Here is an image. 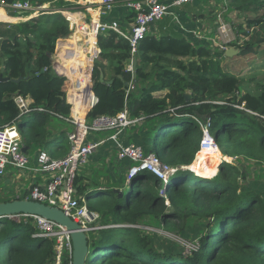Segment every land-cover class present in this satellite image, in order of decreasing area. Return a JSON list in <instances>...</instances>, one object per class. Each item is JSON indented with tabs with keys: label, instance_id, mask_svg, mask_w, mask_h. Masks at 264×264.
<instances>
[{
	"label": "trees",
	"instance_id": "1",
	"mask_svg": "<svg viewBox=\"0 0 264 264\" xmlns=\"http://www.w3.org/2000/svg\"><path fill=\"white\" fill-rule=\"evenodd\" d=\"M29 1L35 5L50 2L57 8L72 5L68 0ZM224 6L255 13V17L248 18L246 29L243 25L239 28L245 38L243 44L238 37L228 44L240 48V52H258L264 42V37L256 39L264 35V0H227ZM211 12L213 16L215 11ZM8 13L12 17L29 15L12 10ZM172 22L170 26L162 21L153 25L134 54L130 41L117 32L109 30L98 36L102 51L95 61L93 91L99 100L87 118L116 115L125 108L131 117H142L121 138L157 154L174 172L164 181L141 170L128 181L127 169L116 181L106 167L102 171L94 166L108 156L96 152L109 150L114 142L98 147L86 172L76 173L74 180L77 196H83L89 209L100 214L99 223L104 226L88 235L86 264H264V185L247 183L248 172L239 161L222 163L212 178L209 164L202 163L201 168L196 159L190 165L203 132L199 123L191 126L188 122L192 115L201 119L205 116L211 121L218 144L222 145L223 138L230 143V148L223 146L226 155L264 163V77L255 90L245 84L243 92L241 77L221 69L220 58L225 51L206 38L194 43L191 37L175 31ZM71 32L60 12L17 23L0 22V73L4 59V76L11 77L0 82V128L17 122L25 146L39 147L55 158L68 153L70 142L66 130L51 136L49 124L56 117L53 112L69 115L70 104L65 101L66 79L56 73L50 53H55L58 41ZM73 43L64 41L75 47ZM134 58L138 62L137 81L130 88L133 71L128 67ZM70 61L73 67L66 71L75 73L74 81L81 80L71 88L70 99L75 104L74 113L80 111L82 118L93 94L77 88L79 84L87 87L89 82L80 71L79 65L84 67L82 59ZM101 72L105 81L100 80ZM19 78L18 82L12 80ZM111 79L109 84L107 80ZM82 92L89 98L82 97ZM16 93L31 96L33 106L45 110L20 116L14 101ZM27 126L29 134L25 133ZM109 156L118 159L116 152ZM118 161L131 164L127 159ZM188 165L194 173L206 177L195 175ZM12 199L17 198L3 201ZM150 224L162 225L171 235L165 237L168 246L157 243V232L144 228ZM36 232L32 220L1 218L0 264H55L54 240L34 237ZM174 237L185 241L197 238L198 247L186 253L185 246ZM69 259L68 252H64L61 264H70Z\"/></svg>",
	"mask_w": 264,
	"mask_h": 264
},
{
	"label": "built area",
	"instance_id": "2",
	"mask_svg": "<svg viewBox=\"0 0 264 264\" xmlns=\"http://www.w3.org/2000/svg\"><path fill=\"white\" fill-rule=\"evenodd\" d=\"M72 3L71 6L76 5L73 11L72 7L57 8L52 7L51 3L33 4L29 0H15L8 2L7 0H0V8L12 10L15 12L29 13V15H22L18 17V21H25L33 17H37L44 13L60 12L68 21L71 34L58 41V48L53 53L52 65L56 73L65 78L67 91L66 95L69 98L70 89L74 87L77 82L81 83L80 79L74 81L75 73L69 74L64 67L65 63L70 60L78 59L80 53H85L84 67L79 65L84 71L85 78L88 79V85L85 88L93 94L92 101L88 106L87 113L84 117L74 113L73 103L71 112L72 118L68 119L66 116L53 112L56 117L67 120L74 125L73 130L68 132V140L70 142V149L68 153L61 158L52 157L48 151L42 149L37 154V164L34 168H29V155L23 151L24 140L20 132L17 122H12L3 128H0V180H3L6 174V167L8 165L15 166L19 169H30L41 174H48L50 178L44 183L32 184L30 195L25 198L45 203L61 208L73 220L78 222L82 229L89 234L97 229L103 228L100 225V214L89 209L87 201L83 196H77L74 187V180L76 177L79 165L85 164L90 159L91 155L96 152L99 146L105 142L104 140H89L90 134L97 132H111L106 138L113 141L117 149V157L120 160L127 159L131 162L128 168V181L141 170H148L153 175L161 180L168 181L174 172V168L164 162L157 154L153 152L147 153L141 145L134 142L125 143L121 138V134L132 125L141 121L142 117L133 118L129 115L125 108L116 115H99L92 119L87 118L88 112L98 102V97L93 91V70L95 61L99 58L101 48L98 45V36L100 33L113 30L122 37L128 39L131 43L132 53L137 52L138 45L142 39L151 30V27L162 20L165 16H172L177 25L185 32L192 33L200 39H208L214 44H218L221 51H226L228 43L235 40L237 36L234 34V27L229 22L220 21L217 29V37L221 39L212 38L211 36L201 35L195 30L187 29L175 15L174 8L183 5L184 3L193 0H172L171 2H162L161 0H124L127 7L136 11L135 22L129 30H124L122 25L116 21L103 20L104 15L112 11L115 5L120 0H68ZM87 15H90V21H87ZM222 14H219V16ZM219 19V18H218ZM93 39V40H91ZM74 41L75 47L72 44H64V41ZM244 42V41H243ZM240 43V42H239ZM240 44H243L242 42ZM129 70L133 71L132 62L129 64ZM74 71L76 69H73ZM76 72V71H75ZM129 87H134V82L129 84ZM79 88V87H77ZM83 99V98H82ZM14 101L20 110V116L27 115L33 110H45L42 106H33L34 99L31 96H25L21 93L14 95ZM257 114L256 112H253ZM203 132L200 148L196 153V157L191 165L196 161L199 154L204 152L206 157L211 158L216 153L221 156L217 167L224 163H236L239 161V156H225L215 138L211 129L210 120H202L199 116L193 115ZM264 123V115L261 116ZM191 169V166H186ZM194 173V172H192ZM206 177L199 173H194ZM216 176L213 175V177ZM212 178V177H209ZM165 195V193H164ZM21 196H17L19 199ZM10 218L20 221L24 218L27 222L28 218H32L37 232L34 237H47L53 239L56 249L55 264H61L64 252H68L71 259L70 264L73 263V241L71 232L67 227L61 223L44 217L38 214H25L10 216ZM144 227V226H143ZM145 229H149L144 227Z\"/></svg>",
	"mask_w": 264,
	"mask_h": 264
},
{
	"label": "rangeland",
	"instance_id": "3",
	"mask_svg": "<svg viewBox=\"0 0 264 264\" xmlns=\"http://www.w3.org/2000/svg\"><path fill=\"white\" fill-rule=\"evenodd\" d=\"M227 0H193L187 3H184L183 5L174 8L175 11V15L178 17L179 21L185 25H189V20H190V16L192 14H205L206 18L204 21V25H198L196 26V28L200 31H202L203 33H207L208 31H212L209 33V35L212 38L215 39H219L217 37V33H216V26L218 25L217 22L220 21H226L229 22L231 25H233L234 27V34L238 37L239 42L243 43V39H245L243 37V34H240V26L243 25L244 29H246V22L248 20V18L251 17H255V13L252 12H239L237 10L234 9H230L228 6H224V3ZM71 6V5H70ZM73 11H79V10H75V7H77L76 5L71 6ZM132 16L135 20L136 18V11L132 8H129ZM211 10L215 11L216 14V18L213 16H211ZM0 13H5V11L0 8ZM219 14H222L219 16ZM18 17V16H17ZM15 17V18H17ZM219 18V19H218ZM4 18L0 17V22L3 20ZM104 20V19H103ZM172 20L175 22V20L170 17V16H165L162 20L158 21V22H166L167 25H171ZM217 20V21H216ZM17 20L14 23H17ZM87 21H90V15H87ZM106 21V20H105ZM12 23V21H11ZM170 28V27H169ZM210 28V29H208ZM208 29V30H207ZM153 31H155V29H153ZM261 33V30L259 31ZM264 35H262V37H256V39H260L263 38ZM219 43H222L221 39H219L218 41ZM214 46H218V44H214ZM261 48H259L258 52H256L255 50H245L242 51L236 55H234L233 57H229L226 56V51L221 55L220 58V65H221V69L224 71H228V72H232L238 76L241 77V79L244 81L241 83V90L243 92L246 91V88H244V85L246 84V87L251 88L252 90H255V85L258 83L259 80H262L264 77V42L261 43L260 45ZM65 101L70 104V114L66 115V117L68 119L72 118V106L73 103L72 101L68 98V96L66 95L65 97ZM193 120V121H191ZM53 122L55 123L56 126H59V130H62L65 127H68L67 123L59 118H55L53 120V117L51 118V123L49 124V127L53 129ZM71 122V121H70ZM188 122L191 124V126H197L194 125V122H196L198 124L197 119L192 115L190 120H188ZM25 133L29 134V127L27 126L25 128ZM111 132H97L95 133V135L100 138V139H105L110 135ZM221 148V151L223 152V148H230V143L223 138L222 139V145H219ZM224 146V147H223ZM97 151V150H96ZM112 152H116L117 155V149H114V146H110L109 150L108 148L104 149V152H96L97 154L103 155L105 153L108 154V156H106L104 161L101 162H96L94 163V166L97 167L99 170L101 169L102 171H104V168L106 167L107 171H111L109 173L113 172V177L116 181H119L122 177L123 172L130 167V163L125 162V163H121L120 161H118V159H111V157L109 156ZM33 154V150H30L27 155ZM223 154L225 156H229L226 155L224 152ZM209 157V156H208ZM208 157H203V155H199L197 159L198 163L197 166L201 167V164L204 163L206 164V166L208 165V169L211 167L212 169L214 167H216V164H213V159L212 158H208ZM90 160H88L89 162ZM81 164L79 165L78 169H77V173H81L83 171L86 172V164ZM239 165L241 167H243L244 169H246V171L248 172V181L247 183H252L253 185L257 184L261 187L262 185H264V163L261 162H257L256 160H246V159H239ZM81 166V167H80ZM29 168H34L35 167V162L31 161L28 164ZM220 167V166H219ZM202 168V167H201ZM92 169H87V171H91ZM6 171L8 172H14V176L16 177L17 175H19V177L16 179H13V182L9 183V184H5L4 180H0V201L3 202V200H8L14 197H17L18 195L21 197H26L29 196V189L32 186V182L37 180L35 179L36 175L40 176V173H36L33 170L30 169H19L17 167H13L12 165H8L6 167ZM191 172H193L192 170H190ZM125 172V173H126ZM219 172V168L216 167V171L213 173V175L217 174ZM128 173V172H127ZM128 175V174H127ZM205 175V174H202ZM213 175H211L210 177H213ZM242 181V179H241ZM29 193V194H28ZM162 194H164V191H161ZM13 200V199H12ZM24 220V218H23ZM29 220H33L32 218H28ZM148 231H155L157 232V243L160 245H165L168 246L170 244V242H168L165 237L169 236L171 237V235L167 232L164 231V228L162 225H160V227L158 226H153V224H150ZM199 232V230H197V233ZM89 235V234H88ZM196 237L198 238V236L196 235ZM176 238V237H174ZM190 239V240H181L179 238H176L177 241H179L180 243H182V246H185L184 248V252L189 253L192 249H196L198 246L195 245L197 244L198 239Z\"/></svg>",
	"mask_w": 264,
	"mask_h": 264
},
{
	"label": "water",
	"instance_id": "4",
	"mask_svg": "<svg viewBox=\"0 0 264 264\" xmlns=\"http://www.w3.org/2000/svg\"><path fill=\"white\" fill-rule=\"evenodd\" d=\"M241 51L240 48L229 47L226 50V56L233 57ZM51 62L53 61V54L50 53ZM137 59H133V82L137 81ZM43 71V70H42ZM5 72V60L2 59V67L0 73V82L11 80V77L4 76ZM16 82L19 79H12ZM100 80L105 81L104 72L100 73ZM109 84L113 82V79L107 80ZM186 98L189 99L190 95L186 94ZM202 120H206L205 116H202ZM27 146L23 147V151H27ZM122 195V193H120ZM21 213L25 214H38L49 219L55 220L61 223L63 226L71 232L73 241V264H86V258L89 254V236L82 229V226L73 220L65 211L57 206L48 205L31 199H14L9 201L0 202V219L3 217H10Z\"/></svg>",
	"mask_w": 264,
	"mask_h": 264
},
{
	"label": "crops",
	"instance_id": "5",
	"mask_svg": "<svg viewBox=\"0 0 264 264\" xmlns=\"http://www.w3.org/2000/svg\"><path fill=\"white\" fill-rule=\"evenodd\" d=\"M163 1H165V2H171L172 0H162V2ZM4 11H5V13H0V17L2 18H4L1 22H15L16 20H17V18H15V17H12V16H10L9 15V13H8V10H6L5 8H2ZM213 12H214V10H212ZM214 16H215V12H214ZM190 20H189V25H185L184 24V26L187 28V29H189V30H195V31H197V32H199L201 35H204V36H210L209 35V33L210 32H212V31H208L207 33H203L202 31H200V30H198L197 28H196V26H198V25H201L202 26V24L204 25V21H205V18H206V16L204 15V16H202L201 14H198V15H196V14H192L190 17ZM103 19L104 20H106V21H113V20H116V21H118L121 25H122V27H123V29L124 30H129L131 27H132V25L134 24V22H135V20H134V18H133V16H132V13H131V11H130V9H129V7H127V5H126V3H125V1L124 0H120L116 5H115V7L113 8V10L112 11H110V12H108L106 15H104V17H103ZM217 21V20H216ZM21 22V21H20ZM218 23V22H217ZM158 24V23H157ZM218 27H219V23H218V26H216V33H217V29H218ZM153 28V27H152ZM151 28V29H152ZM174 30L175 31H177V32H179V33H181V34H186L188 37H191L190 39H191V41H193L194 43H196L197 41H201L200 40V38H198V37H196L195 35H193L192 33H189V32H185V31H183L178 25H174ZM208 29H210V28H208ZM207 29V30H208ZM159 31V29H158V27H157V31L156 32H158ZM91 40H93V39H91ZM228 47H234V46H228ZM235 48H237V47H235ZM240 53V52H239ZM78 59H82V62H83V64H84V59H85V53H82L81 52V54H80V56L78 57ZM77 60V59H76ZM71 61H67L66 63H65V65H64V67L66 68V70L68 69V68H71V67H73V64H71L70 63ZM83 73H84V71H83ZM85 85L83 84V86H82V84H79V90H81V91H83V89H85ZM70 93H71V89H70ZM80 95H82V97H86V98H89V94H83V92L80 94ZM69 99H70V94H69ZM71 100V99H70ZM73 103H74V101H72ZM75 114H77V115H79L80 117H81V115H83L80 111H76L75 112ZM85 115V114H84ZM55 118H59V117H53V120L55 119ZM59 119H62V118H59ZM62 120H64L68 125V127H65V128H63L62 130H59V126H56L55 125V123L53 122V129H52V131H51V136H53V137H55V136H58L59 135V133L61 132V131H64V130H66L67 131V133L69 132V131H71V129L73 130V128H74V125L72 124V123H70V122H68L67 120H65V119H62ZM124 133V132H123ZM122 133V134H123ZM122 134H121V137H122ZM89 140H97V141H100V140H104V139H100V138H98L95 134H90V136H89ZM108 142H110V141H108L106 138H105V142L104 143H102L101 144V146H103V145H105L106 143H108ZM100 146V147H101ZM115 146V145H114ZM28 148H27V153L30 151V150H33V154H28L29 155V158H30V162L31 161H33V162H35V166H36V164H37V162H36V160H37V154H38V152L40 151V150H42L41 148H39V147H29V146H27ZM36 173H39V172H36ZM41 174V173H40ZM15 174H14V172H8V171H6V174H5V176H4V178H3V180L5 181V184H9V183H11V182H13V179L14 178H18L19 177V175H17L16 177L14 176ZM50 178V175H48V174H41L40 176H38V175H36V177H35V179H37V180H35V181H33L32 182V184H35V183H44L47 179H49ZM32 187V186H31ZM30 187V188H31Z\"/></svg>",
	"mask_w": 264,
	"mask_h": 264
},
{
	"label": "bare ground",
	"instance_id": "6",
	"mask_svg": "<svg viewBox=\"0 0 264 264\" xmlns=\"http://www.w3.org/2000/svg\"><path fill=\"white\" fill-rule=\"evenodd\" d=\"M80 54H81V53H80ZM79 56H80V55H79ZM79 56H78V57H79ZM71 130H72V129H71ZM205 153H207V152H204V153L199 154V155H203V157H206V154H205ZM211 158L213 159V160H212V161H213V164H216V165H217V164L220 162L221 156H220L218 153H216V154H215L214 156H212ZM90 159H91V158H90ZM90 159H89V160H90ZM194 163H195V162H194ZM84 165H85V164H84ZM86 165H87V164H86ZM13 167H14V166H13ZM80 167H81V166H80ZM216 167H217V166H216ZM216 167H214L212 170H210L209 173H210V174H213V173L216 171ZM29 193H30V191H29ZM29 193H28V194H29ZM21 199H22V198H21ZM7 218H8V217H7ZM69 260H70V259H69ZM72 264H73V263H72Z\"/></svg>",
	"mask_w": 264,
	"mask_h": 264
},
{
	"label": "clouds",
	"instance_id": "7",
	"mask_svg": "<svg viewBox=\"0 0 264 264\" xmlns=\"http://www.w3.org/2000/svg\"><path fill=\"white\" fill-rule=\"evenodd\" d=\"M170 17H172V16H170ZM173 18V17H172ZM174 19V18H173ZM22 22V21H21ZM175 24L177 25V23L175 22ZM228 46H230L229 44H228ZM132 61H133V59H132ZM131 61V62H132ZM95 93V92H94ZM25 146V145H24ZM191 165V164H190ZM198 176H200V175H198ZM24 199V198H23Z\"/></svg>",
	"mask_w": 264,
	"mask_h": 264
}]
</instances>
